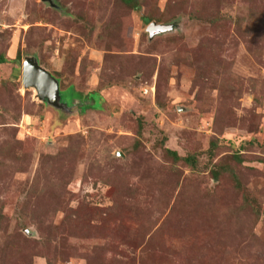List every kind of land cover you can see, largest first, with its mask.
I'll return each mask as SVG.
<instances>
[{
	"label": "rangeland",
	"instance_id": "1",
	"mask_svg": "<svg viewBox=\"0 0 264 264\" xmlns=\"http://www.w3.org/2000/svg\"><path fill=\"white\" fill-rule=\"evenodd\" d=\"M134 1L0 0V264H264V0Z\"/></svg>",
	"mask_w": 264,
	"mask_h": 264
},
{
	"label": "water",
	"instance_id": "2",
	"mask_svg": "<svg viewBox=\"0 0 264 264\" xmlns=\"http://www.w3.org/2000/svg\"><path fill=\"white\" fill-rule=\"evenodd\" d=\"M171 29L172 26L150 22L146 31L150 37H153ZM22 84L25 88H34L40 101L57 109L66 108V104L60 101L58 80L44 69L34 57H24L22 61Z\"/></svg>",
	"mask_w": 264,
	"mask_h": 264
},
{
	"label": "trees",
	"instance_id": "3",
	"mask_svg": "<svg viewBox=\"0 0 264 264\" xmlns=\"http://www.w3.org/2000/svg\"><path fill=\"white\" fill-rule=\"evenodd\" d=\"M122 2H124L125 4L131 5L134 9L138 8V6L136 5L134 0H121ZM146 21H148V19H145ZM9 62V60L2 54H0V64ZM12 63L15 64H20L21 63V57L17 54L16 57L14 59L11 60ZM66 90V89H65ZM68 92H70L68 90ZM62 90L60 91V95H61V101L65 102L66 100H63L62 98ZM70 94V93H69ZM90 98L93 99L94 101V106L97 107L99 102L98 101V94H89ZM69 101V99H67L66 103ZM97 103V104H96ZM68 104V103H67ZM213 142L211 143V145L213 146ZM164 153H165V157L174 161H183L191 166H193L195 164V160L192 156H186V157H180L177 152L172 151L168 148H164ZM213 177L217 178L218 177V172L217 171H212Z\"/></svg>",
	"mask_w": 264,
	"mask_h": 264
},
{
	"label": "bare ground",
	"instance_id": "4",
	"mask_svg": "<svg viewBox=\"0 0 264 264\" xmlns=\"http://www.w3.org/2000/svg\"><path fill=\"white\" fill-rule=\"evenodd\" d=\"M33 90V89H32ZM35 92V96L37 97V93H36V91H34ZM38 98V97H37Z\"/></svg>",
	"mask_w": 264,
	"mask_h": 264
}]
</instances>
